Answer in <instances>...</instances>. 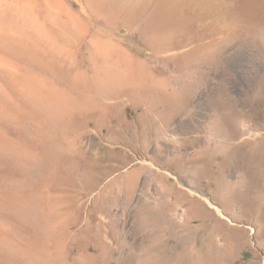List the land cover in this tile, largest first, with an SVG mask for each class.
Returning a JSON list of instances; mask_svg holds the SVG:
<instances>
[{
	"label": "rangeland",
	"instance_id": "rangeland-1",
	"mask_svg": "<svg viewBox=\"0 0 264 264\" xmlns=\"http://www.w3.org/2000/svg\"><path fill=\"white\" fill-rule=\"evenodd\" d=\"M261 162L264 0H0V264H264Z\"/></svg>",
	"mask_w": 264,
	"mask_h": 264
},
{
	"label": "crops",
	"instance_id": "crops-1",
	"mask_svg": "<svg viewBox=\"0 0 264 264\" xmlns=\"http://www.w3.org/2000/svg\"><path fill=\"white\" fill-rule=\"evenodd\" d=\"M117 79L114 81H100V83H97L98 85L101 86V91L94 89V86L90 92V94H92L91 96H97V97H102V94L108 93V92H119V93H123V92H131L132 93V86L134 84L140 85V81L139 79H136L134 82L128 80L127 78L124 77H116ZM102 80V79H100ZM105 80V79H104ZM94 90V91H93ZM124 97V96H123ZM264 164V162H261V165ZM254 165H256V162H254ZM251 172L253 173H257V174H261L264 169L263 166H252L251 167ZM259 176V175H258ZM253 179V178H252ZM257 185L260 184L262 181H264V179H255ZM254 183V182H251ZM243 256V255H242Z\"/></svg>",
	"mask_w": 264,
	"mask_h": 264
},
{
	"label": "bare ground",
	"instance_id": "bare-ground-1",
	"mask_svg": "<svg viewBox=\"0 0 264 264\" xmlns=\"http://www.w3.org/2000/svg\"><path fill=\"white\" fill-rule=\"evenodd\" d=\"M100 78V77H99ZM220 210V209H219Z\"/></svg>",
	"mask_w": 264,
	"mask_h": 264
}]
</instances>
